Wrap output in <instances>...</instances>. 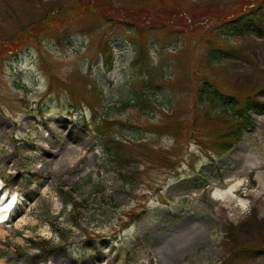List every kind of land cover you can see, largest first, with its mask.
<instances>
[{
    "label": "rangeland",
    "instance_id": "obj_1",
    "mask_svg": "<svg viewBox=\"0 0 264 264\" xmlns=\"http://www.w3.org/2000/svg\"><path fill=\"white\" fill-rule=\"evenodd\" d=\"M23 28L0 55V179L17 194L0 264H264V0H0V54Z\"/></svg>",
    "mask_w": 264,
    "mask_h": 264
},
{
    "label": "trees",
    "instance_id": "obj_2",
    "mask_svg": "<svg viewBox=\"0 0 264 264\" xmlns=\"http://www.w3.org/2000/svg\"><path fill=\"white\" fill-rule=\"evenodd\" d=\"M56 17H57V14H55L53 11L49 12L48 18H46L48 20V22L46 24H53L56 21ZM37 23H41V21L37 22ZM32 25H34V23H30V26H32ZM26 29L27 28L22 29L23 30L22 34L20 35V37L18 39L13 40V44L5 46V49H3V51L0 54L1 56H4L8 53H14L17 50H21L23 48V46L25 45L26 39L32 36L30 34V32ZM103 64L106 66L109 65V68L111 67L112 60H111L110 55L107 58L103 59ZM203 90L205 91V94L208 95L207 99L210 101L209 103H211L212 98H213V95H212L213 91H211L207 88H203ZM126 104H128V102L124 103V105H126ZM256 104H257V102H254L252 100H248L244 104V107L236 109L234 114H232L234 122L229 125L227 132L222 134V137H221V138L227 137V140H226L227 142H224V143L218 145V147L220 148L219 150L222 153L229 150L234 143L239 141L240 136L245 129H248L251 127L252 118L249 115H247V112L249 110H251L252 107H256ZM226 112L227 111L224 110V113H226ZM97 121H96V119H94V127H96V129H94L95 132H97V128L99 127V125H97V123H98ZM104 144H105L104 164L107 165V167H109V170L114 172L116 175H119L125 184H128L130 179L127 177V175L125 173H123V167H124V164H126V163H121V159L123 158V154H122L123 146H122V144H120L119 142H114V140L109 139V138L104 140ZM91 187H95L94 182H91ZM73 191L78 192L79 190L75 189ZM61 193L64 194L63 204H66V202L71 203V209L72 210H78L80 208V206H81L80 203H78L73 198L72 194H70L64 190H61ZM84 201H86V200L84 199ZM87 201H88V199H87Z\"/></svg>",
    "mask_w": 264,
    "mask_h": 264
},
{
    "label": "bare ground",
    "instance_id": "obj_3",
    "mask_svg": "<svg viewBox=\"0 0 264 264\" xmlns=\"http://www.w3.org/2000/svg\"><path fill=\"white\" fill-rule=\"evenodd\" d=\"M49 126V125H48ZM49 129H51V127H49ZM70 139H72L76 145H80L83 143L82 139L77 136L74 135L73 137L71 136ZM47 151V150H46ZM60 153V151H55L52 152V155H58ZM74 157L72 156H68L67 160L69 161V163H71ZM243 180L238 179L234 182H232L231 184H229V186L226 189L223 190H218L215 189L212 194L211 197L213 198H219V197H226V198H231L233 197L235 194L234 192L239 188L240 185H242ZM17 199V194L14 191H7L5 189H3V185L2 182L0 180V234L3 235L4 234V226H3V222H7V220L9 219L11 212L13 210V206L16 202ZM24 219L21 218L20 222H23ZM176 253L178 251H175Z\"/></svg>",
    "mask_w": 264,
    "mask_h": 264
}]
</instances>
